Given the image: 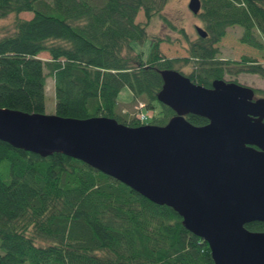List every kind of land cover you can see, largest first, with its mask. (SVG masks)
Wrapping results in <instances>:
<instances>
[{"label":"trees","instance_id":"trees-1","mask_svg":"<svg viewBox=\"0 0 264 264\" xmlns=\"http://www.w3.org/2000/svg\"><path fill=\"white\" fill-rule=\"evenodd\" d=\"M167 1L0 0V19L31 14L16 17L12 31L0 36V107L45 113L51 76L54 114L60 117L105 116L140 126L136 112L119 110L118 95L128 88L132 102L141 99L152 111L149 123L164 125L174 112L157 100L162 69L192 64L183 74L205 87L240 73L264 79V65L256 59L222 60L216 47L237 26L241 43L264 50V0H200L198 16L207 36L189 43L188 56L166 58L155 39L143 57L134 46L148 35L136 16L143 11L148 22ZM42 52L49 58H39ZM186 119L196 126L207 123L193 114ZM245 227L264 232V222ZM25 262L213 264L208 245L172 208L80 160L61 153L41 157L0 141V264Z\"/></svg>","mask_w":264,"mask_h":264},{"label":"water","instance_id":"water-1","mask_svg":"<svg viewBox=\"0 0 264 264\" xmlns=\"http://www.w3.org/2000/svg\"><path fill=\"white\" fill-rule=\"evenodd\" d=\"M198 15L200 0H189ZM199 37L203 27L195 26ZM157 100L174 115L164 125L132 127L105 116L86 119L0 107V141L47 157L61 153L172 208L209 247L213 264H264V97L215 79L210 87L176 69L159 71ZM193 114L207 123L196 126Z\"/></svg>","mask_w":264,"mask_h":264},{"label":"rangeland","instance_id":"rangeland-1","mask_svg":"<svg viewBox=\"0 0 264 264\" xmlns=\"http://www.w3.org/2000/svg\"><path fill=\"white\" fill-rule=\"evenodd\" d=\"M189 0H168L161 11V15L153 16L148 22L143 14L139 11L136 16V22L146 24L147 38L142 44L134 46L136 52L142 53L143 57L149 53V41L160 40V51L166 58H183L188 56L189 43L198 38L195 26L203 27L198 15H194L188 8ZM31 14L21 12L19 14L11 13L0 19V36L8 34L12 31L15 18L26 19ZM167 20L165 22L163 18ZM175 28H172V27ZM241 29L237 26L228 28L226 35L216 44L219 50V58L222 60H238L241 56L246 55L256 59L264 65V50H257L239 41ZM41 59H48L49 55L42 52L38 55ZM178 71L189 74L193 65H185L183 63L175 66ZM225 80H236L238 83L259 89L262 92L256 96L264 97V79L256 74L240 73L236 76L225 77ZM119 110L126 111L131 116L134 112L137 114V106L144 103L141 99L132 102V93L128 88H123L118 95ZM54 83L51 76L46 78L45 86V114H54ZM144 112L151 121L152 111L144 109ZM24 264H30L25 262Z\"/></svg>","mask_w":264,"mask_h":264},{"label":"built area","instance_id":"built-area-1","mask_svg":"<svg viewBox=\"0 0 264 264\" xmlns=\"http://www.w3.org/2000/svg\"><path fill=\"white\" fill-rule=\"evenodd\" d=\"M137 117L140 122H147L148 121V116L144 112V105L143 103H139L137 106Z\"/></svg>","mask_w":264,"mask_h":264}]
</instances>
